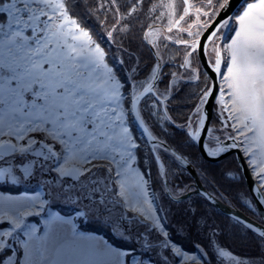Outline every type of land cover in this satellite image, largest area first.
I'll use <instances>...</instances> for the list:
<instances>
[{
    "label": "snow or ice",
    "instance_id": "snow-or-ice-1",
    "mask_svg": "<svg viewBox=\"0 0 264 264\" xmlns=\"http://www.w3.org/2000/svg\"><path fill=\"white\" fill-rule=\"evenodd\" d=\"M0 189V264H264V0H0Z\"/></svg>",
    "mask_w": 264,
    "mask_h": 264
},
{
    "label": "trees",
    "instance_id": "trees-1",
    "mask_svg": "<svg viewBox=\"0 0 264 264\" xmlns=\"http://www.w3.org/2000/svg\"><path fill=\"white\" fill-rule=\"evenodd\" d=\"M243 187H246L245 182H243ZM1 190H3V189H1ZM238 210L243 212V209H238ZM247 215L249 216V218H252L251 217V215H252L251 212L248 211ZM97 229H99L97 231L98 234L105 235L106 238L114 239V238L111 237V234L108 233L106 229H103V228H101L99 226H93V225H88L87 226V230L96 231ZM118 243L119 242L117 241V244ZM226 243L227 244H231L232 247L236 249V251L234 253H237V254H250V253L256 251L254 246H244V245H241L239 242L233 243V239L231 237L227 238ZM229 250H231V248Z\"/></svg>",
    "mask_w": 264,
    "mask_h": 264
},
{
    "label": "rangeland",
    "instance_id": "rangeland-1",
    "mask_svg": "<svg viewBox=\"0 0 264 264\" xmlns=\"http://www.w3.org/2000/svg\"><path fill=\"white\" fill-rule=\"evenodd\" d=\"M153 2H155V0H153ZM181 2V0H177V3L179 4ZM194 2H196L198 5H199V3H200V0H194ZM156 15H159V13H156ZM186 38V37H185ZM177 47H179V46H177ZM194 86V85H193ZM255 178V177H254ZM29 187H31V186H29ZM243 189L244 190H248L246 187H243ZM1 190V189H0ZM23 190H25L23 187H21V191H23ZM12 194H18V193H15V192H13ZM244 202L243 201H241V204H243ZM245 208L247 207V205H245L244 206ZM249 212H251V211H249ZM251 217H252V215H251ZM252 219V218H251ZM93 226H99V225H93ZM100 227V226H99ZM101 235V234H100ZM234 254H237V253H234ZM245 256L247 255V254H244Z\"/></svg>",
    "mask_w": 264,
    "mask_h": 264
},
{
    "label": "water",
    "instance_id": "water-1",
    "mask_svg": "<svg viewBox=\"0 0 264 264\" xmlns=\"http://www.w3.org/2000/svg\"><path fill=\"white\" fill-rule=\"evenodd\" d=\"M242 171H243V169H242ZM249 176H250V173H249ZM249 176H246L245 178H244V182H245V185H246V187H247V189H249V187H250V183H251V181H250V179H249ZM255 178L254 177H251V180H254ZM252 187H254V185H251ZM251 219V218H250Z\"/></svg>",
    "mask_w": 264,
    "mask_h": 264
},
{
    "label": "crops",
    "instance_id": "crops-1",
    "mask_svg": "<svg viewBox=\"0 0 264 264\" xmlns=\"http://www.w3.org/2000/svg\"><path fill=\"white\" fill-rule=\"evenodd\" d=\"M98 234V233H97ZM98 235H100V234H98Z\"/></svg>",
    "mask_w": 264,
    "mask_h": 264
}]
</instances>
